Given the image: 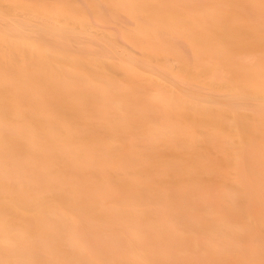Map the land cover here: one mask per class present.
I'll use <instances>...</instances> for the list:
<instances>
[{"label": "bare ground", "instance_id": "1", "mask_svg": "<svg viewBox=\"0 0 264 264\" xmlns=\"http://www.w3.org/2000/svg\"><path fill=\"white\" fill-rule=\"evenodd\" d=\"M0 264H264V0H0Z\"/></svg>", "mask_w": 264, "mask_h": 264}, {"label": "rangeland", "instance_id": "2", "mask_svg": "<svg viewBox=\"0 0 264 264\" xmlns=\"http://www.w3.org/2000/svg\"><path fill=\"white\" fill-rule=\"evenodd\" d=\"M184 231V230H183ZM244 241H245V243H246V245H248L250 242H249V240H247V239H244ZM248 243V244H247Z\"/></svg>", "mask_w": 264, "mask_h": 264}]
</instances>
